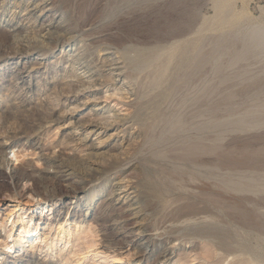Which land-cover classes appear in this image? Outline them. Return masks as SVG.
<instances>
[{
	"label": "rangeland",
	"instance_id": "obj_1",
	"mask_svg": "<svg viewBox=\"0 0 264 264\" xmlns=\"http://www.w3.org/2000/svg\"><path fill=\"white\" fill-rule=\"evenodd\" d=\"M29 1L0 0V43L2 44H0V50L2 49L0 51V141L7 144L4 150L12 166L37 175L35 173L43 170L42 167H48L45 158L49 155L59 154L64 158L67 153L68 156L73 153L74 143L66 146V142L62 139L64 129L58 128L63 121L59 119L50 122L55 116L74 105H63L61 100L58 101L54 97L66 73V65L69 62L67 58L82 46L83 40L85 42L83 44L88 46L92 64L105 69L106 67L102 66L105 61L101 52L113 49L116 51L115 54L124 60L125 85L132 88L137 95L132 110L142 111L139 113L144 121H147L145 128L138 127L140 138L138 137V142L136 141L137 145L134 144L132 153L130 151L133 157L129 154V160L126 158L125 161L121 160V163L125 164L123 167L121 163L120 165L117 163L115 169L98 175L83 189L85 191L93 187L89 204L95 207L98 200L108 193L110 182L127 175L133 180L136 178L135 181L139 185L145 183L144 187H147V190L143 189L144 192L150 189L145 193L146 217L151 233L154 237L157 236L158 248H163L166 237L169 238L166 241L167 245L174 243L175 247L177 246L169 264H174L177 258H181V261L185 258L187 264H198L202 261L193 260L192 254L195 251L200 254L206 241H200L188 234L196 222V224L203 223L202 225L210 227L209 229L213 227L212 233L219 230L217 232L225 240L224 246L218 244L222 250L217 248L214 251L216 254L212 255L213 258L210 257L215 261L207 259L211 263H219L225 257V249H231L236 245L246 246L250 250L253 249V252L264 255V230L258 229L242 215V211L232 205L233 198L228 196V190L223 187L234 180L236 183L241 180L240 183L264 184V106L261 105L264 104V79L259 80L264 77V48L257 45L260 34L264 33V0H224L226 3L230 2L227 3L231 12L229 17H234L237 21L233 25L224 23L222 13L216 14L217 0H53L58 7L57 13L62 11L73 23L74 28L70 33L73 36L65 40L73 44L70 52L60 50L59 44L45 45L46 39L37 32V27L24 29L20 36L12 39L5 35L4 29L10 28L6 26L7 19H11L21 10L22 5ZM230 12L227 14L230 15ZM50 15L52 16V13ZM50 15L46 16L45 23L51 18ZM14 22L15 19L10 24ZM27 31L30 33L28 34ZM60 31L63 34L70 32L67 29ZM38 39L44 41L45 46L41 50L27 49L35 42L41 44ZM185 39H197L202 47L196 58V67L182 68L169 78L158 74L162 59L157 63L153 60V64L150 61L151 65L148 67L142 66L137 70H131L129 61L136 57L138 50L143 49V53L147 52L146 55L150 54L151 57L156 50L169 48L174 43L186 41ZM13 50L16 52H12ZM27 55L39 57V61L30 60L24 63L23 57ZM34 61L39 63L34 64ZM23 65L28 68L35 66L31 77L21 81L17 79L16 74ZM107 72V70L102 72L105 73V78L109 77ZM156 79H161L159 88L155 87ZM67 88L63 89L66 91ZM158 91L159 95H157ZM162 91L164 92L161 93ZM107 103L112 106L114 101L109 100ZM7 134H14L15 138L6 140L4 136ZM27 134L31 135L30 143L21 144L24 139L18 142V137ZM77 151L78 149L74 150ZM13 153L19 155L18 161L14 160ZM247 169L253 170L248 172ZM5 171L7 172L2 171L1 173L4 174H0V264H36L37 257L44 259L42 264H55V257L50 254L45 255L48 247L43 248L45 250L42 253L32 251L27 245L18 244L15 253L14 250H7L4 246L5 241L7 239L9 242L17 235V226L9 230V222L4 220L5 214L17 205L15 219L18 213L30 212L29 217L36 221L41 230L48 224L51 235L54 234L65 212L61 206L68 202L72 208L78 196L84 192L79 195L65 194L61 191L62 186L56 185L54 181L57 180L52 177H47L46 184L53 186L55 193L44 192L40 186L36 185L37 188L32 186L33 181L26 179L20 172L15 176L16 178H10L7 177L9 170ZM254 176L255 178L257 176V179L253 180ZM36 198L41 200L36 202ZM47 204H52L51 210L45 214L43 207L44 214L41 215L40 208ZM71 208L65 216L68 219L71 212L75 214V220L66 223V228L73 231L69 239L72 241L73 237L80 235L84 241L94 242V246L88 249L86 259L84 258L87 263H134L132 249L96 253L101 239L108 236V230L102 229L106 215L82 222L81 217L77 215L78 210ZM262 208L264 210V207ZM192 213L195 215L193 216ZM76 227L84 230L85 234L76 232ZM9 234L11 238H7ZM158 234L162 236L159 237ZM30 239L38 245H43L35 240V237ZM62 245L63 239L58 238L54 241V249ZM68 246L70 243L66 247ZM116 254L121 255L123 259H113L112 256ZM155 259L156 255L143 264H156ZM185 262L181 264H186Z\"/></svg>",
	"mask_w": 264,
	"mask_h": 264
},
{
	"label": "bare ground",
	"instance_id": "obj_2",
	"mask_svg": "<svg viewBox=\"0 0 264 264\" xmlns=\"http://www.w3.org/2000/svg\"><path fill=\"white\" fill-rule=\"evenodd\" d=\"M225 1H227V0H225ZM225 1L224 0L223 1L222 0L215 1L216 2L215 7L218 11V13H216V14L222 13L224 15V20H225L224 23H229V24L233 25L237 21L234 17L233 18L229 17V16H231L230 8L228 7V4L230 2L229 3L227 2L228 3L227 4ZM57 10H58V7L53 0H30L29 2L23 4L21 7V10L17 11L11 19H7V21L5 23H6V26H9L10 28L4 29V32L6 33V34L5 33L4 34L7 35L10 39H12L18 35L20 36L21 35L20 33L23 32L24 29H27V28L33 29V28L37 27L38 28L37 32L41 34V37L46 39V42L38 39L39 42H41V44H38L35 42L33 45H30L28 47L26 46L27 49L41 50L46 45V43H49V44L51 43L52 45L53 44H59L60 50L70 52V48L73 44H71L65 40L71 39L73 36V35H70V33L73 30L72 28H74L73 23L71 22V20L66 15L64 16L62 11H61V13H57L58 12ZM225 11H226V13H225ZM228 12H230V15L227 14ZM50 13H52V16L50 15ZM226 14L228 16H226ZM47 15H50L51 18L49 20H47L48 22L46 21L47 23H45L44 21H45V18ZM223 15H221V17ZM14 19H15L14 24H10V22ZM77 27L79 28V26H77ZM81 28H82V26H81ZM61 29H63L64 31H66V29H67V31H70V32L63 34L60 31ZM85 30L86 29H84V31ZM80 32H81V30H80ZM26 33H24V34H26ZM29 33L30 32H28V34ZM30 35H28V36H30ZM38 40H37V42H38ZM8 42H13V41H8ZM43 42L45 43V45ZM82 42L85 43L83 40H82ZM83 43H82V46H79L74 52L69 54V56L67 58L69 60V62L66 65L67 66L66 73H64L63 81H61L62 82L61 86L56 91L54 90L56 93V96H54V97H56V100H58V101L61 100L63 105H65V104H72V105L74 104V105H73V107H70L69 110H64L61 114L55 116V118H53L50 121L52 123L55 121H58L59 119H61L63 121L62 125L58 126V128L64 129L62 139L64 142H66V146L72 145L74 143L73 148H74V150L78 149V151L74 152V150H73V153L70 156H68L67 155L68 153L66 154L64 151L63 152L66 155L63 154V152L62 153L59 152L62 155H65V157L63 156L64 158L60 157L61 155L59 156L58 153H57L58 155H53V156L49 155L50 157L47 154L48 157H46L45 160L48 164V167L47 166H45V168L42 167L43 170H41L39 173H35L37 175H34L33 174L34 172L33 173L32 172L28 173L27 171L24 172L23 170L21 171V169L16 168V166H12L13 164H12L11 160H9L7 158L5 150H4V148H6L5 146L7 144L4 141H0V174H4V173H1L2 171H4L6 173L7 171H5V170L8 169L9 171H8L7 177L16 178L15 176L20 172L21 174H23L25 176L26 179H29V180L31 179V181H33L32 186H35V187H36V185H37V187L40 186V189L43 190L44 192L55 193L54 187L50 186V184H49V186H48V184H46L47 177L55 178L57 180V181H54L55 184L60 186V187L62 186L63 189L61 191L65 194L72 193L75 195H79L81 192H84L82 195L78 196V199L75 201V205L72 207L73 209L78 210L77 215H79V217H81L82 222L83 221H85V222L91 221L92 218L98 217L100 215L101 216L106 215V219H104L103 220L104 223H102L103 224L102 226H104V227H102V229L108 230V236L103 237L101 239L100 246L98 247L99 249L96 251V253H98V252H101V253L111 252L112 253V252H118L121 249H126V250L132 249L133 251H132L131 255L133 258V262H134L133 264H143V262L148 261V259L154 255H156V259L154 261L156 264H169L170 259L172 258V255L175 252L177 246L175 247L174 243L171 245H167L166 241L169 238L166 237V239L164 241L163 248H158V243H156V237L157 236L154 237V235H153V233H151V229L149 228L148 223H147L149 221H147V217H146V209H145L146 208L145 207L146 194L145 193L148 192L150 189L148 188L149 190L144 192V190L147 188V187L146 188L144 187L145 183L144 184L142 183L143 186L139 185L138 182L135 181L136 180L135 177H134L135 180H133V178H131L127 175H124L121 178H115L110 182V186H109L110 189H109L108 193L98 200L97 205H95V207H93L89 204L90 199L92 197L90 192H91L93 187L88 188L87 190L83 191V189L86 186H88L96 177H98V175L100 176V175L106 174L111 169H113L116 165H118V164L120 165L121 160L124 159V161H125V158L128 159V156L130 154V151L133 149L134 144H136L138 142L137 139L140 135L138 133V131H139L140 127L145 128V124H146L145 122L147 121V120L144 121L142 115H140V113L142 111L141 112L139 111L140 112L139 113L137 110H135V112H134V110H132V106H133V103L136 102L135 100H136L137 95H136L135 91H132L133 90L132 88L125 85L126 83H125L124 79L126 78V75H125L124 69L126 66L123 64L124 60L122 59V57H119L118 54L116 55L115 50L107 49L106 51L101 52L102 55H104L103 58L105 61V62L103 61L105 64L103 63L104 65H102V66H104L106 68L105 69L99 68L97 64H92V60L90 59L91 55L89 56L88 49H87L88 46H87V44L85 45ZM7 44H5V45H7ZM257 45L262 46L264 48V33L260 34ZM170 46L171 47H169V48L163 47V48L156 50V52L153 54V56L151 55V57H150V54L146 55L147 52L143 53V49L138 50L136 52V57L129 61L131 70L132 71L137 70L142 66L148 67L149 65L153 64V62H152L153 60H156V63H157V61H161L159 59H162V61H161L162 63H159L160 69L158 71V74L161 77L164 76V77L169 78V77H172L173 73L181 70L182 68H192L197 64L196 58L198 56L199 51L202 49V47L199 43V40L187 39L186 41H183V42L179 41V42L174 43L173 45H170ZM6 49H7V47H6ZM23 51L25 52L26 50H23ZM12 52L15 53L16 50H13ZM206 55H208V54H206ZM38 58L39 57L36 58L34 56H31V55L28 56L27 55V56L23 57V60L25 63V62H30V60L39 61ZM127 60H129V59H127ZM35 63L38 64L39 62L34 61V64ZM97 63H98V61H97ZM34 66L35 65H32L28 68L25 65H23V67L17 71V74H16L17 79H20L22 81V80L26 79L27 77H31ZM104 70L108 71L107 72V74L109 75L108 78H105L104 74L106 72L104 74L102 73ZM190 71H191V69H190ZM192 71H194V69H192ZM184 72L185 71H183V73ZM184 76H186V75H184ZM262 79H264V77L260 78L259 80L263 81ZM160 80L159 79L155 80V82H154L155 87L156 86L158 87L160 85V82H161ZM57 83H59V82H57ZM65 87L66 88L68 87L66 91L63 89ZM61 89H63L64 91L62 90L63 91L62 92ZM163 92L164 91H162L161 93H163ZM169 94H170V92H169ZM51 95H53V94H51ZM157 95H159V91H158ZM109 100L114 101L112 106H110L107 103ZM257 102H261V101H257ZM53 103H54V101H53ZM255 104H256V102H255ZM258 104L260 105V103H258ZM54 105H56V104H54ZM137 105H138V101H137ZM261 105L264 106L263 103ZM116 106H119V107L116 108ZM256 106H258V105H256ZM38 107H40V106H38ZM14 108H16V107H14ZM51 110L54 111L53 108H51ZM40 113H42V112H40ZM51 116H53V115H51ZM45 122H47V121H45ZM148 124L149 123L147 122V125ZM135 125H136V128H134ZM138 127H139V129H138ZM37 132H39V131L37 130ZM141 132L142 131L140 130V133ZM30 136L31 135H28V134L21 136V137L17 136L19 139L18 142L21 141L22 139H24V141L21 142V144H23L25 142L30 143L32 140V138ZM4 137L6 138V140H9V139L15 138V135L14 134H7ZM31 145H33V143H31ZM131 153H132V151H131ZM13 156H14V160L18 161L19 155L16 153H13ZM66 156H68V157H66ZM130 156L133 157L132 154H130ZM247 162H249V161H247ZM124 165L125 164H122V167ZM25 166H27V165H25ZM25 166H23V167H25ZM242 167H244V166H242ZM245 167H248V166H245ZM50 168L52 170H50ZM234 168H236V167H234ZM123 170H124V168H123ZM251 170H253V169H251ZM251 170L250 171L248 170V172H251ZM248 174L250 175V173H248ZM258 174H260V173H258ZM250 176H252V175H250ZM263 177H264V175H263ZM254 178H255V176L253 177V180H254ZM247 179H249V178H247ZM255 179H257V176ZM12 180H14V179H12ZM258 180H260V179H258ZM21 181L22 180H20V182ZM50 181H51V179H50ZM250 181H252V180H249V182ZM234 182H235V180H234ZM234 182H232L231 184H228V185L226 184L225 186H223L224 188H226L228 190V193L230 194V195L228 194V196H230L231 199L233 198V200H232L233 204L232 205L235 208H238L240 210V212L242 211V213H243L242 215H244V217L247 220L251 221V223H254L258 229L264 230V210L262 208V207H264V194H263L264 193V191H263L264 190V184H261L258 182L252 183V184H250L251 182L250 183H245V182L240 183L241 180H240V182H237L238 184L236 182L235 183ZM51 184L54 185V183H51ZM201 186H203V185H201ZM35 187H32V188L34 189ZM59 188H57V189H59ZM34 191L36 192V190H34ZM32 195H33V193H32ZM226 199H228V197ZM40 200L41 199L36 198L35 201L39 202ZM68 204L69 203L66 202L65 205L61 206V209H64L65 212H64L63 216L61 217V220L58 222V224H57L58 227L55 228L54 234H51V235L49 232L50 227L48 226V224H47L46 228H43V230H41V228H39L38 225L36 224V221L35 220L33 221L31 219V217H29L28 214L30 212L29 213H25V212L18 213L17 218L15 219V213L17 212L18 207H17V205H14L13 208L10 209L5 214L4 220L6 222H9V226H10L9 230L13 229V228L15 229V227L17 226V228H16L17 235L15 237H13V239L9 242L6 239L5 245H4L5 248H7V250H10V251L14 250L13 253H15L17 251V248H15V247H17V244L19 246L27 245V246H29V248L32 251L42 253V251L45 250L43 248L48 247L45 250L46 251L45 255L50 254L51 256L55 257L56 258L55 264H58L61 262L63 264H89L84 260V258L86 257L87 253L89 252L88 249H90L94 246V242L92 240L91 241H84L83 237L80 235H76L75 237H73L72 241L69 239V236L73 235V231H72V229L66 228V223L69 220H75V217H74L75 214L71 212L69 218L68 219L65 218V216L69 213L70 208H71V204L70 205H68ZM50 205H52V204H47L46 206L43 205L40 208L41 215L44 214L42 212L43 207L45 208V211H46L45 214L49 213V210H51ZM72 208H71V210H72ZM180 208H181V206H180ZM195 208L197 209V207H195ZM188 210H189V208H188ZM199 212H201V211H199ZM185 213H186V211H185ZM194 215L195 214H193V216ZM147 216H149V215H147ZM206 218H209V217H206ZM204 222H206V221H204ZM196 223H195V226L193 228H191L192 230L188 234L191 235V237H194L196 239L198 238V240L200 239V241L201 240L203 242L206 241V244L202 248L203 250H202V252H200V254H198L196 251L193 252L194 254H192L193 260L198 259L197 262H199V260H202L198 264H264V255H262L261 253H259V254L255 253L252 251L253 249L250 250L246 246L236 245V243H235V245H236L235 247L231 246L232 247L231 249H228V248H227V250L225 249V251H224L226 253V254L224 253L225 257L222 258L219 263L218 262L217 263H211V262H209V260L207 261V259L208 258L210 259V257H212L213 254H216L214 251L217 248H221L218 246V244L219 245L221 244L222 246H224L225 240L217 232L219 230H217L216 233L215 232L212 233L214 230L213 227L211 229H209L210 227L203 226L202 225L203 223H201V224H199V223L196 224ZM186 226H189V225H186ZM172 229H174V228H172ZM175 229H176V227H175ZM183 229H181V231ZM153 230H154V228H153ZM179 230H180V228H179ZM75 231L76 232L80 231L81 233L82 232L84 233V230L83 231L80 230L79 227H76ZM186 231H188V230H186ZM102 232H103V234H105L104 231H102ZM162 233H163V231H162ZM163 235H164V233H163ZM186 235H184V236H186ZM161 236L159 235V237H161ZM11 237H12L11 234H9L7 236V238H11ZM30 237H35V240H38L43 245L41 246V245L34 243L32 241V239L29 240ZM159 237H158V239H159ZM58 238L63 239V245H62V247L60 246L59 248L54 249V241ZM179 239H180V236H179ZM215 240H217V242ZM68 243H70V246L66 247ZM227 246H229V245H227ZM221 250H222V248H221ZM18 252H20V251H18ZM189 253H191V251ZM189 253H188V255H189ZM56 256H58V257H56ZM229 256H231V259H229ZM31 257H33L32 252H31ZM190 257H191V255H190ZM112 258L115 260L116 259L117 260L123 259V257L121 255L119 256L118 254L112 256ZM215 258H218V257H215ZM234 259H236V260L234 261ZM35 260H36V264H42V262L44 261V259L42 260V257H37V258H35ZM184 260H185V258H184ZM184 260L181 261V258H177V259H175L174 264L184 263L185 262ZM211 260L212 259H210V261ZM213 260L215 261V259H213ZM213 260H212V262H213ZM32 261H33V259H32Z\"/></svg>",
	"mask_w": 264,
	"mask_h": 264
}]
</instances>
